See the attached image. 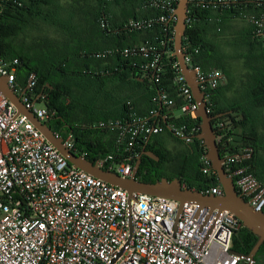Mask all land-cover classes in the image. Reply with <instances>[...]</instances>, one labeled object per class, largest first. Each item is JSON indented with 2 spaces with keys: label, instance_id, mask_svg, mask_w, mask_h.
Masks as SVG:
<instances>
[{
  "label": "built area",
  "instance_id": "built-area-1",
  "mask_svg": "<svg viewBox=\"0 0 264 264\" xmlns=\"http://www.w3.org/2000/svg\"><path fill=\"white\" fill-rule=\"evenodd\" d=\"M178 1L143 0L140 8H156L155 15L131 18L123 29L142 33L160 25V33L96 52L101 59L117 54L130 58L133 67L157 88L145 114L128 100L123 118L88 127L116 134V152L97 156L94 163L123 178L134 175L137 160L153 136L167 131L193 144L201 129L197 101L174 51ZM199 10L216 14L209 18L217 23L230 13L232 20L248 23L253 37L264 42V0H189L187 29L193 27ZM100 22L103 28L109 26L106 17ZM183 51L212 115L213 97L226 75L219 68L204 69L197 63L198 48L183 43ZM19 64V58L0 55V76H6L9 87L22 95L26 106L49 124L56 112L47 107L45 96H34V76L25 88L17 80ZM167 75L171 90L164 85L158 88ZM39 101L45 104L36 107ZM220 117L214 116V128L219 148L222 146L223 166L238 193L255 210L263 211L264 188L253 196L255 185L242 176L246 168H236L243 157L226 143L232 138H226L223 129L227 122ZM54 134L63 139L66 148L88 159L90 152L78 144L73 130H65L64 136L58 130ZM200 162L205 175L217 174L207 158V148ZM145 173L139 169L137 178L142 180ZM217 181L202 192L222 195L218 176ZM179 208V201L142 192L130 195L126 189L75 167L0 91V264H258L256 257L233 251L234 235L243 223L229 210L211 211L185 202L178 215Z\"/></svg>",
  "mask_w": 264,
  "mask_h": 264
},
{
  "label": "trees",
  "instance_id": "trees-1",
  "mask_svg": "<svg viewBox=\"0 0 264 264\" xmlns=\"http://www.w3.org/2000/svg\"><path fill=\"white\" fill-rule=\"evenodd\" d=\"M142 1L95 0L87 4L86 0H0V55L8 59L19 58L17 80L24 88L34 75V96H45L47 107L56 112L49 122L52 128L73 130L78 144L90 152L88 159L93 162L97 156L116 152V134L107 129L88 127L95 121L123 118L128 111L127 101L137 89L140 95L144 93L140 96L144 100L150 95V109L151 96L157 91L156 85L149 83V79L133 67L130 58L118 54L107 59L96 57V52L105 48L127 46L160 33V25L142 33H129L123 29L124 23L131 18L155 15L156 8H140ZM229 14L226 13L223 21L217 23L209 18L216 14L199 10L193 27L186 30L184 43L191 49H199L196 61L204 69L219 68L228 78L225 86H219L215 92L212 115L222 114L219 120L227 122L223 130L226 138L232 140L226 143L233 153L243 157L236 168H246L242 176H249L257 163L254 164V158H244L245 148L253 146L258 149L263 145L259 129H264V42L253 37L250 25L240 31L235 42L224 37L232 21ZM104 17L109 24L105 28L100 22ZM228 45H233L236 51L228 54L225 51ZM231 58L242 62L244 70L238 79L229 73ZM168 78L169 75L158 88L164 85L171 90ZM109 80L112 83H108ZM119 84L132 85L133 89L114 98L108 88ZM233 86V97L228 103L221 102L218 91ZM89 94V99L83 98ZM101 95L113 98L112 106L103 109L106 111L104 117L87 106ZM198 122L201 124V119ZM159 135L152 138L158 141ZM192 145L198 154V168L190 167L182 155L173 156L169 172H163L148 182L163 177L169 180L180 178L186 186L201 191L218 183L217 174L209 177L202 171L200 155L206 148L203 141L195 138ZM143 166L142 163L140 173L145 169ZM258 239L254 232L243 226L234 235L233 249L250 254ZM256 259L258 264H264V243Z\"/></svg>",
  "mask_w": 264,
  "mask_h": 264
},
{
  "label": "water",
  "instance_id": "water-1",
  "mask_svg": "<svg viewBox=\"0 0 264 264\" xmlns=\"http://www.w3.org/2000/svg\"><path fill=\"white\" fill-rule=\"evenodd\" d=\"M188 7L189 0L178 1L174 51L175 56L180 63L181 71L190 85L198 104V116L201 119V131L197 135V138L202 140L206 146L207 158L211 161L212 169L217 173L218 180L223 188V194L220 196L204 194L199 189L190 188L186 186L180 178L169 180L167 177H163L156 182H148L138 179L137 173L142 163V156L145 154L154 159H158V156L146 151V146L137 160L134 175L130 178H123L116 172L98 167L93 161L76 155L74 152L66 148L63 139L55 136L53 128L49 124L42 122L23 102L22 95L17 94L9 87L8 78L6 76H0V91L16 105L19 113L28 116L48 140L51 141L75 167L83 169L96 177L126 189L130 195L133 192H142L179 201L180 208L178 210V215L182 212L183 204L185 202L197 203L201 207L210 208L211 211L214 209H218L219 211L225 209L229 210L242 221L244 227L250 229L259 237L250 254H243L236 250L233 251L241 255L249 256L251 259H255L264 243V210H255L251 202L238 193L233 178L229 176L223 166V157L220 152L217 142V133L214 128L215 118L213 115L209 114L207 104L203 99V92L200 89L195 73L185 61L183 43L187 29L186 17ZM140 80L142 81L143 79ZM26 91L27 89L24 90V93ZM220 116H222V114ZM252 150L253 149L250 148V151ZM248 177L255 185L254 191L261 187V184L253 175H249Z\"/></svg>",
  "mask_w": 264,
  "mask_h": 264
},
{
  "label": "rangeland",
  "instance_id": "rangeland-1",
  "mask_svg": "<svg viewBox=\"0 0 264 264\" xmlns=\"http://www.w3.org/2000/svg\"><path fill=\"white\" fill-rule=\"evenodd\" d=\"M86 1H87V4H92L95 0H86ZM75 19L78 20V16H76ZM236 26L237 27L236 28H233V30H232L231 33L235 32L236 30L238 31L240 29L238 27L239 25H236ZM230 31H231V29L228 32L229 35H226V37H228L229 40H231V41L233 40V42H235L236 41L235 38L238 37L239 35L238 36L232 35V34H230ZM225 49H227L225 51L228 54L234 53L236 51L235 48L233 47V45H230V46L228 45L227 47L225 46ZM240 63H242V62H240L239 59H235V58L229 59V62H228V68L229 69L228 68L227 69L229 70L230 75L232 77H235V78L237 77V79H238V77H240L242 75V72L244 70L242 64H240ZM108 83H112V81L109 80ZM131 89H133L132 88V85H124V84H119V86L116 85L115 87H112V85H110V87L108 88V90L111 91V93L114 96V98H120L121 96H124L127 93H130L131 92ZM90 96H91V94L86 95L83 98H86L87 97L86 99H89ZM112 99L113 98H109L108 96H103L102 97V95H101L96 101H94L92 103H89L87 106L88 107L90 106V108L92 110H96L97 112H99L100 113V117H104L106 111H103V109H105L106 107L112 106V104H113L112 103ZM44 104H45L44 102L39 101V102L36 103V107H42ZM97 123H99V121H95V124H97ZM58 131L60 132V134L62 136L65 135V131H63V129H60ZM158 141H160L162 143H166V144L167 143H171L172 145L176 146L177 148H180L182 146L181 143H183V141H181L180 139H177L176 137L172 136L167 131H164L163 133H161L158 136ZM184 149H186V150L184 151L183 156L186 157L187 163L190 165V167H194V168L196 167V168H198V166H199L198 165V154L196 152V149L195 148H190L189 146H186V148H184Z\"/></svg>",
  "mask_w": 264,
  "mask_h": 264
},
{
  "label": "crops",
  "instance_id": "crops-1",
  "mask_svg": "<svg viewBox=\"0 0 264 264\" xmlns=\"http://www.w3.org/2000/svg\"><path fill=\"white\" fill-rule=\"evenodd\" d=\"M236 25H239L238 27L240 29L238 28L239 29L238 31L235 29L236 31L233 32L234 33L233 34L231 32H232L233 28L237 27ZM248 26H249V24L244 22V21H242V20H232L231 24L229 25V27L226 30L225 34L229 35L228 32L231 29L230 34L238 36L240 34V31L243 28L248 27ZM226 35H223V36L226 37ZM137 80H139V79H137ZM227 82H228V78L226 77L225 82L221 86H225V83H227ZM149 83H151V82L149 81ZM233 88H235V87L233 86L232 88H229V89L228 88H226V89L225 88H221L218 91V95L220 96V101L221 102H223V103H226V102L228 103L229 102L230 98L233 97V95L235 94V90ZM139 93H140L139 89L134 90V92L131 93V96H130V98L128 100L133 102V105L135 106V109L138 112H141V111L142 112H147L148 111L150 95L148 96V99L144 100V99H142V97L140 98V96L144 95V93L141 94V95ZM49 125L51 126L50 123H49ZM259 135H260V137L263 140L262 141V143H263L262 147L258 148V149H255L253 146L245 148L244 158H246V159L254 158V164L257 163V166L255 167V170H254L253 174H251V175H253L255 177V179L261 184V187L264 188V129L263 128L259 129ZM250 148H252L253 150L250 151Z\"/></svg>",
  "mask_w": 264,
  "mask_h": 264
},
{
  "label": "flooded vegetation",
  "instance_id": "flooded-vegetation-1",
  "mask_svg": "<svg viewBox=\"0 0 264 264\" xmlns=\"http://www.w3.org/2000/svg\"><path fill=\"white\" fill-rule=\"evenodd\" d=\"M181 141H183V140H181ZM181 144H182V146L180 145L181 147L177 148L176 146L172 145L171 143H167V144L162 143V142L156 141L155 139L152 138L149 145L146 147V151L153 153L154 155L158 156V159H154V158L150 157L149 155H145V154L142 156V163L144 165L143 167L146 170V173L142 177V180L143 181L144 180L149 181L150 179H153V178L156 179L160 175H162L163 172H169L172 157L173 156L176 157L178 155L183 156L184 151L186 150L184 148H186V146L193 148L192 144H187L184 141ZM142 163H141V165H142ZM261 189H262V187H260L259 189H256L253 196H256L257 193H259V191Z\"/></svg>",
  "mask_w": 264,
  "mask_h": 264
}]
</instances>
